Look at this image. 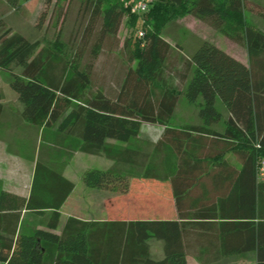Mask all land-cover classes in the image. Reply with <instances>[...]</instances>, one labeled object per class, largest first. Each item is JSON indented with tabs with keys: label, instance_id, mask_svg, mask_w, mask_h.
Wrapping results in <instances>:
<instances>
[{
	"label": "trees",
	"instance_id": "obj_1",
	"mask_svg": "<svg viewBox=\"0 0 264 264\" xmlns=\"http://www.w3.org/2000/svg\"><path fill=\"white\" fill-rule=\"evenodd\" d=\"M21 1L6 6L18 10ZM76 1L74 30L65 37L59 28L41 47L0 20V71L10 74L32 135L8 144L31 166V181L28 195L0 181V263L187 264L191 254L213 264L238 253L264 264V31L243 21L244 0H150L142 13H131L129 0ZM185 14L242 39L247 62L206 40L191 53L171 44L162 28ZM124 17L136 39L121 43ZM182 98L198 106L199 123L173 127ZM2 101L0 89V135ZM144 124L163 131L138 144ZM76 152L112 161L82 174L86 186L113 193L105 204L112 218L68 216L58 233L74 188L63 171ZM152 182L169 184L176 218L152 216ZM208 185L216 200L201 203ZM150 238L164 241L163 258L151 257Z\"/></svg>",
	"mask_w": 264,
	"mask_h": 264
},
{
	"label": "rangeland",
	"instance_id": "obj_2",
	"mask_svg": "<svg viewBox=\"0 0 264 264\" xmlns=\"http://www.w3.org/2000/svg\"><path fill=\"white\" fill-rule=\"evenodd\" d=\"M77 9L78 3L76 0H72L70 4L68 0H22L18 10L10 9L6 6V0H0V20L5 23L7 28L26 35L32 41H37L38 46L41 47L53 41L59 28L62 29L65 37L69 35L71 29L74 30ZM262 11H264V0H244L243 21L248 26L264 31ZM58 12L60 19L56 24L55 18ZM226 30L227 32L231 31V27ZM135 31L136 27L131 26L127 17H124L118 31L121 43L126 38L135 40ZM161 34L171 44L180 45L187 53L192 52L199 40H206L238 60L247 62L244 41L225 35L206 19H200L189 14L176 16L164 24ZM14 70L19 71L20 67H14ZM9 83L10 74L7 71H0V89L3 92L4 102L11 111H18L21 104L16 99L15 91ZM217 106L219 105L217 104ZM197 107L196 104H191L185 98H182L171 122L181 124L186 121L195 122L199 120ZM159 130L158 125L144 124L140 133V137L143 139H138L140 141L137 143L147 144L149 143L147 141H153ZM77 157H73L69 161L63 172L75 183L74 192L70 202L65 205L64 211L87 218L96 217L94 211H96L97 204L100 202L101 192L104 191L98 188H93V190L84 188L81 186L82 183L79 182V175H82L88 169L104 170L108 167L110 160L103 155L84 153H79ZM227 159L233 160L235 163L232 154H228ZM11 162L13 164V161ZM29 174V169L25 167L20 169L19 164H17V168H7L3 163H0V181L6 187L27 189ZM84 186L92 188L85 184ZM149 197L151 198L152 194ZM217 264H255V262L252 255L246 254L223 257L217 261Z\"/></svg>",
	"mask_w": 264,
	"mask_h": 264
},
{
	"label": "crops",
	"instance_id": "obj_3",
	"mask_svg": "<svg viewBox=\"0 0 264 264\" xmlns=\"http://www.w3.org/2000/svg\"><path fill=\"white\" fill-rule=\"evenodd\" d=\"M241 62L245 63V61H241ZM217 104L219 105L218 108L221 110V112H223L224 117H226L227 116L226 108L221 104V102L219 100H217ZM2 105H3V114L1 116L2 135H0L1 136V138H0V163H3V165H5L7 168H9V167L17 168V164H19L20 169H23L25 167V168L29 169V172H30L29 183H28L27 189L24 190V189H21L18 187H12V188L11 187L9 188L6 186H4V187L6 189H8L9 191H12L14 193H18V194H22V195H28L29 187H30V181H31V166L26 164L25 158H23V157L20 158L18 156H15V155H13V153L11 155L10 154L11 152L8 151V144H11L12 142L14 143L13 140H17V141L19 140L21 142L22 140H24L26 138H31V136H32L30 134L31 127L24 124L22 121H20V119L17 115V112L20 111L21 107L19 108L18 111L17 110L11 111L9 109V107L6 105V103L4 102V96H3ZM197 123H199V120H197L195 122L186 121V122H183L181 124H175V123L171 122V125L173 127H178L182 124H197ZM215 126L219 129H221V128H223V122L222 121L218 122ZM159 127H160V130H159L157 136L153 139V141L157 140L163 131V127H161V126H159ZM141 129H142V127H141ZM26 131L28 133H26ZM140 133H141V130H140ZM12 152H14V151H12ZM79 153H81V152H76L73 155V157H77ZM228 154H230V153H227V155ZM227 155H226V157H227ZM11 161H13V164H11L12 163ZM230 162L234 163L233 160H231ZM111 163H112V161L110 160L109 165ZM236 165H238V164L236 163ZM67 166H68V164L66 165V167ZM66 167H65V169H66ZM63 175L73 182V180L71 178H69L68 176H66L64 173H63ZM79 176H80L79 182L82 183L81 186H83L86 189H92L93 190V188L85 187L83 184V181H82V175H79ZM258 180L262 181V180H264V177H259ZM151 186L153 188L152 196H153V201H154V205H152V208H153L152 209V216L153 217H166L167 216V217H170V219L176 218V210H175L176 208H175L174 202L172 200V197L170 195L169 184L168 183L152 182ZM74 187H75V185H74ZM103 191L104 192H101L102 194H101L100 202H99V204H97L96 211H94V212H96L97 216L87 218V217H82V216L75 215L73 213H68L67 211L66 212L64 211L65 205H67L70 202L71 196L74 192V189H73L71 194L69 195V197L66 199V201L64 202V204L60 208V219H59V224L56 228V232L59 233L61 231V229L65 223V220L68 216H74L78 219L87 220V221H94V220L103 221V220L111 219L112 217L108 216V214H107L105 204L108 200L112 199L113 193L110 191H107V190H103ZM200 191H201L200 193H202L201 198H203L200 200L201 203L206 202V204H210L211 202L216 200V196H217L218 192L215 189V187L208 185V186H206V188H201ZM208 191H210V193H212L213 195L208 196V197H204L203 193H208ZM186 201L187 202H186L185 207L191 206L190 205L191 200L187 199ZM122 219H130V217H125ZM147 243L149 246L151 257L153 259L158 260V259L163 258V256H164V241L162 239L150 238L147 240ZM250 255H252V254H250ZM227 256H230V257L231 256H240V254L232 253V254L227 255ZM227 256H225V257H227ZM186 261H187V264H199L191 254H188L186 256ZM213 264H217V262L213 263Z\"/></svg>",
	"mask_w": 264,
	"mask_h": 264
},
{
	"label": "built area",
	"instance_id": "obj_4",
	"mask_svg": "<svg viewBox=\"0 0 264 264\" xmlns=\"http://www.w3.org/2000/svg\"><path fill=\"white\" fill-rule=\"evenodd\" d=\"M150 0H129L125 1L124 5L129 7L131 13H142L147 10ZM143 32H138V37H141ZM261 172H264V167H261Z\"/></svg>",
	"mask_w": 264,
	"mask_h": 264
}]
</instances>
